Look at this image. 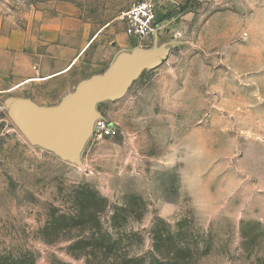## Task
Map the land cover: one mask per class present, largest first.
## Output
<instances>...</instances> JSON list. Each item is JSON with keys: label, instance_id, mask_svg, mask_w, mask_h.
I'll return each mask as SVG.
<instances>
[{"label": "rangeland", "instance_id": "rangeland-1", "mask_svg": "<svg viewBox=\"0 0 264 264\" xmlns=\"http://www.w3.org/2000/svg\"><path fill=\"white\" fill-rule=\"evenodd\" d=\"M140 1L0 0V36L98 34L75 89L153 47L121 19ZM152 1L168 54L98 103L118 133H93L80 165L30 143L5 104L21 89L0 91V264H264V0Z\"/></svg>", "mask_w": 264, "mask_h": 264}, {"label": "water", "instance_id": "water-1", "mask_svg": "<svg viewBox=\"0 0 264 264\" xmlns=\"http://www.w3.org/2000/svg\"><path fill=\"white\" fill-rule=\"evenodd\" d=\"M165 26L158 27L152 48L121 52L103 73L81 80L57 105H41L22 96L8 97V116L30 143L80 165L81 152L94 133L95 123L104 117L98 103L123 97L144 70L155 68L166 58L169 42L160 36Z\"/></svg>", "mask_w": 264, "mask_h": 264}, {"label": "crops", "instance_id": "crops-1", "mask_svg": "<svg viewBox=\"0 0 264 264\" xmlns=\"http://www.w3.org/2000/svg\"><path fill=\"white\" fill-rule=\"evenodd\" d=\"M53 28L54 32H49L43 27L45 39L39 42L37 36L19 30L0 36V91L12 84L9 91L21 89L20 95L43 104L45 102H40L31 90L36 85L49 86L54 94H68L74 89L69 72L98 34H93L87 43L69 42L64 27L55 24Z\"/></svg>", "mask_w": 264, "mask_h": 264}, {"label": "built area", "instance_id": "built-area-1", "mask_svg": "<svg viewBox=\"0 0 264 264\" xmlns=\"http://www.w3.org/2000/svg\"><path fill=\"white\" fill-rule=\"evenodd\" d=\"M156 5L152 0L135 3L129 10L124 11L121 19L126 25V34L133 39L146 40L155 36L158 29ZM117 126L105 117L97 119L94 134L100 137L117 135Z\"/></svg>", "mask_w": 264, "mask_h": 264}, {"label": "bare ground", "instance_id": "bare-ground-1", "mask_svg": "<svg viewBox=\"0 0 264 264\" xmlns=\"http://www.w3.org/2000/svg\"><path fill=\"white\" fill-rule=\"evenodd\" d=\"M96 37H97V36H96ZM96 37H95V38H96Z\"/></svg>", "mask_w": 264, "mask_h": 264}]
</instances>
